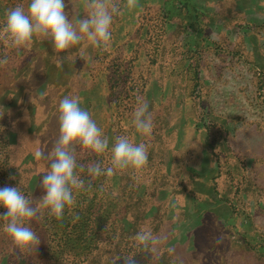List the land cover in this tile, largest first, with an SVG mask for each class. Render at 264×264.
Instances as JSON below:
<instances>
[{"label": "rangeland", "instance_id": "1", "mask_svg": "<svg viewBox=\"0 0 264 264\" xmlns=\"http://www.w3.org/2000/svg\"><path fill=\"white\" fill-rule=\"evenodd\" d=\"M165 1L138 0L128 11L126 0H115L122 14L113 17L107 51L86 39L56 53L39 37L28 49L0 38V60L7 59L0 64V130L28 140L34 158L23 171L35 162L36 172H47L46 158L35 153L46 154L58 139L60 101L78 97L109 141L102 154L84 152L82 165L97 158L102 169L110 167L118 136L148 146L141 173L129 169L100 180L129 210L137 205L123 228L135 235L148 228L156 238L146 264H264V0H191L193 19L185 8L170 14ZM29 2L0 0V34L6 13ZM65 3L78 26L88 14L86 0ZM138 102L148 104L150 136L133 124ZM32 221L44 242L21 253L4 231L0 264L107 260L106 237L88 261L47 258L48 240ZM51 238L58 250L59 236Z\"/></svg>", "mask_w": 264, "mask_h": 264}, {"label": "clouds", "instance_id": "2", "mask_svg": "<svg viewBox=\"0 0 264 264\" xmlns=\"http://www.w3.org/2000/svg\"><path fill=\"white\" fill-rule=\"evenodd\" d=\"M137 6L138 0H126L128 11ZM65 8V0H30L26 10L23 5H17L6 13L0 38L16 49L30 48L34 36L50 40L56 53L64 52L85 39L95 48L103 51L109 49L113 17L122 14L115 0H86L88 14L78 21V26L69 20ZM6 63V58L0 60V64ZM57 64L59 66L61 61L57 60ZM59 113V136L51 156L46 157L42 150L35 153L37 158L50 159V170L40 179L43 190L40 204L33 205L17 187L0 188V206L6 209L0 213V218L7 221L4 231L21 253L31 252L34 246L37 249L40 244L39 236L26 222L38 218L41 209L62 220L65 208L75 204L73 190L84 188L85 182L75 172L76 146L83 150L82 155L84 152L102 154L108 149V138L90 114L81 109L78 97L62 99ZM133 124L142 136L151 135L154 125L147 103L138 102ZM111 153V166L107 169H102L99 164L89 165L88 172L93 179L105 174L111 177L129 169L139 174L148 163L147 144L134 143L127 136L115 138ZM134 239L145 249L156 241L148 228H142ZM122 260L123 264H137L132 256Z\"/></svg>", "mask_w": 264, "mask_h": 264}, {"label": "trees", "instance_id": "3", "mask_svg": "<svg viewBox=\"0 0 264 264\" xmlns=\"http://www.w3.org/2000/svg\"><path fill=\"white\" fill-rule=\"evenodd\" d=\"M164 8L169 13L175 12V15L180 14V10L185 8L187 13H190L192 19L196 18L195 12L192 11L194 6L193 4L191 5V0H166ZM194 43L191 42L189 44L190 47L194 48ZM30 138L29 140L36 139L34 137ZM27 141L22 139L17 133L0 130V188L6 186L17 187L18 190L33 202V205H39L43 195L40 192V179L46 172H36L35 162L31 172L23 171V164H27L28 160L31 162L34 158L26 147ZM47 150L46 155L50 157L54 146L48 147ZM18 151H21V155H19ZM81 153L82 151L79 150L75 154L76 170L81 171L80 174H77L85 182V185L82 189L73 190L75 204L65 208L62 220H57L55 216H50L46 209H41L38 218H33L35 223H39L37 227L43 229L42 234L45 235V240H48V256L50 257L47 258L61 263L64 260V255H71L79 257V259L80 257H84L88 261V259L95 256L96 249L101 245L103 237H106L111 244L105 256L107 260H100L97 264H107V262L110 264H123L122 258L128 256L134 257L137 264L148 263L151 259L149 246L145 249L142 245H139L134 239L135 233L127 231L128 228H123L126 217L131 218L130 211L132 212L137 205L131 204V210H129L125 204L123 205L117 199L118 196L113 197L115 190L102 188L101 185L103 183L100 180L103 175L93 179L88 172V165H82L87 155L86 153H83V155ZM15 158L19 159L18 166L14 165ZM46 161L44 163L48 166L47 171H49L50 159L46 158ZM93 161L94 164H97L100 160L93 158ZM117 194L119 195L118 191L115 195ZM104 196L108 199V205H105V201H103ZM5 211L6 209L0 206V213ZM31 221L26 222L27 226H30L33 222ZM6 223L7 221L0 218V243L3 242L1 238L5 237L2 234L4 233V225ZM31 229L39 233L38 228ZM57 235L59 236L58 243L60 246L58 250L50 246L51 237ZM43 242H40V244ZM260 247L263 248L262 245ZM51 248H53V252L50 255Z\"/></svg>", "mask_w": 264, "mask_h": 264}]
</instances>
